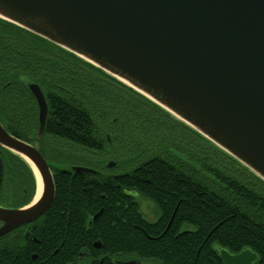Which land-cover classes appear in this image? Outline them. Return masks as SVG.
<instances>
[{
	"label": "trees",
	"instance_id": "16d2710c",
	"mask_svg": "<svg viewBox=\"0 0 264 264\" xmlns=\"http://www.w3.org/2000/svg\"><path fill=\"white\" fill-rule=\"evenodd\" d=\"M30 84L47 105L41 140ZM0 123L13 137L38 143L55 186L40 219L0 238V264H224L222 250H249L254 264H264L263 181L104 72L2 20ZM62 145L107 153L119 167L114 147H123L131 170L112 175L105 165L73 159ZM4 153L0 208L20 209L34 197V178ZM127 192L155 206L156 222L143 218ZM184 225L194 230L181 232Z\"/></svg>",
	"mask_w": 264,
	"mask_h": 264
},
{
	"label": "water",
	"instance_id": "95a60500",
	"mask_svg": "<svg viewBox=\"0 0 264 264\" xmlns=\"http://www.w3.org/2000/svg\"><path fill=\"white\" fill-rule=\"evenodd\" d=\"M0 20L104 72L264 182V0H0ZM28 88L41 140L47 105L38 85ZM4 151L29 168L35 194L23 208H0V238L40 219L55 196L52 165L38 143L13 137L0 123V156L8 165ZM35 172L41 189L34 202ZM220 258L257 260L249 250H222Z\"/></svg>",
	"mask_w": 264,
	"mask_h": 264
},
{
	"label": "rangeland",
	"instance_id": "374dc122",
	"mask_svg": "<svg viewBox=\"0 0 264 264\" xmlns=\"http://www.w3.org/2000/svg\"><path fill=\"white\" fill-rule=\"evenodd\" d=\"M67 146V145H62V149L64 151H67L69 155L72 156V158H81V159H86L87 161L84 162L85 165H91V167H100L104 166L107 168L105 171L107 173H110L112 175L115 174H121L124 172L130 171V161L133 160L132 157L128 156V153H126L125 149L123 147L116 146L114 147L115 151L119 154L120 156V167L115 164L114 167L108 168L109 163H114L112 160H109V154L107 153H99V152H94V151H89L85 150L83 148L77 147V146ZM136 151L134 150L133 153H136V156L139 153V150L141 146L136 145ZM142 149V148H141ZM71 153V154H70ZM108 159V160H107ZM125 165V166H124ZM119 168H118V167ZM123 167V168H122ZM130 196H132L137 203H139L140 206V212L143 215V218L149 222V223H154L158 219V215L156 214V208L155 206L148 200L142 198L135 192H127ZM40 197V196H39ZM38 197V199H39ZM194 230L193 226L191 225H184L180 231H192Z\"/></svg>",
	"mask_w": 264,
	"mask_h": 264
},
{
	"label": "bare ground",
	"instance_id": "6f19581e",
	"mask_svg": "<svg viewBox=\"0 0 264 264\" xmlns=\"http://www.w3.org/2000/svg\"><path fill=\"white\" fill-rule=\"evenodd\" d=\"M35 175H36V178H37V184H38V191H37V194H36V197L34 199V202L38 199L39 195H40V189H41V184H40V179L37 175V173L35 172Z\"/></svg>",
	"mask_w": 264,
	"mask_h": 264
}]
</instances>
